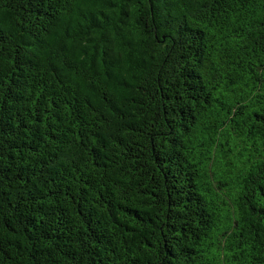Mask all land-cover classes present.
<instances>
[{
    "label": "trees",
    "instance_id": "obj_1",
    "mask_svg": "<svg viewBox=\"0 0 264 264\" xmlns=\"http://www.w3.org/2000/svg\"><path fill=\"white\" fill-rule=\"evenodd\" d=\"M0 264H264V0H0Z\"/></svg>",
    "mask_w": 264,
    "mask_h": 264
}]
</instances>
